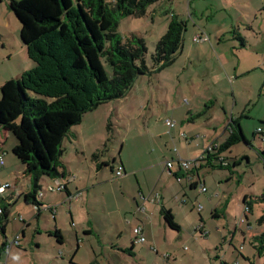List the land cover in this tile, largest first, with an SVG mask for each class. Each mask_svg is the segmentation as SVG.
<instances>
[{"label": "rangeland", "instance_id": "obj_1", "mask_svg": "<svg viewBox=\"0 0 264 264\" xmlns=\"http://www.w3.org/2000/svg\"><path fill=\"white\" fill-rule=\"evenodd\" d=\"M9 1L0 0L2 81L14 77L12 73H18V65L26 69L24 65L27 62L33 63L25 49L20 47V22L9 8ZM171 12L185 21L183 46L175 60L161 70L141 74L125 96L100 104L101 107L95 111L101 115L99 112L110 109L115 103L118 107L112 120L109 123L103 120L94 132L102 131L109 137L104 142L108 152L103 146L93 152L99 153V159L102 157L109 164L97 174L92 166L89 169L77 163L71 165L90 174L87 200L94 228L86 233L81 231L76 238L74 228L67 220L66 203L60 213L67 220L64 242H58L43 229L40 235L36 234L38 227L36 222H32L21 246L13 247L7 255H2L5 264H89L93 260L99 264H264V248L259 253L256 249L261 242L264 244V158L258 153L264 140L259 134L253 136L258 125L263 126L260 120L264 116V0H163L150 6L141 17L120 18L117 31L123 38L131 33L143 38L148 67L152 66L151 54L166 31ZM200 33L208 36L209 40L194 42V37ZM9 44H15L13 46L18 49L11 48ZM8 50L12 52L10 59L6 53ZM103 65L107 75H111L108 63L103 62ZM6 66L9 69L3 68ZM213 70H216V83L210 85L216 93V100L211 104L209 117H202L199 112L210 104L200 103L198 92L194 94V87L187 85V80L191 76L197 80L204 79L205 73ZM211 78L212 73L210 81ZM170 102L179 105L175 109L179 117L187 114L190 105H199L197 112L192 111L198 119L196 124L204 122L202 127L208 128L209 133L214 132L215 136L221 134L224 123L231 116L244 115L239 121L250 145L239 141L223 153L230 161L236 160L234 167L205 166L200 169V182L204 180L205 191L191 190L186 174L180 182L168 172L158 179L162 172L161 162L169 159L168 154L175 155L174 144L154 136L158 132L155 120L157 117L164 119L166 103ZM171 118L177 121L178 126L190 122L184 120L180 123L179 118ZM195 125L187 126L190 129ZM189 133L194 131L189 130ZM227 134L228 129L221 139ZM67 140L63 141L60 159L72 163V145ZM183 144L184 151H188L186 143ZM186 151L184 155L187 156ZM93 154L89 155L92 161ZM191 154L189 151L188 155ZM123 160L136 167L154 164L145 173L147 178L142 182L144 192L148 193L155 182H158L157 190L164 185L169 188L163 192L167 202L182 205L174 210V220L179 224L180 232L158 224L154 219V232L146 231L143 242L134 241L135 204L132 196L138 192V179L143 181L142 172L134 175L126 168V175H131L120 183V178H113L110 165L116 166ZM172 191L179 192L176 198ZM22 202L21 197L18 204L10 207L9 237L23 225L19 217L27 219L25 209L30 205L23 210ZM155 206L160 207V203H155ZM214 209L220 214L217 218L212 216ZM44 216L53 223L50 212L46 211ZM240 218L244 219L243 223ZM199 226H203L201 232L197 229ZM233 228L235 232L231 235Z\"/></svg>", "mask_w": 264, "mask_h": 264}, {"label": "trees", "instance_id": "obj_2", "mask_svg": "<svg viewBox=\"0 0 264 264\" xmlns=\"http://www.w3.org/2000/svg\"><path fill=\"white\" fill-rule=\"evenodd\" d=\"M162 1H9V8L20 22L19 37L33 62V66L18 77L0 85V127L15 137L12 153L32 182L31 189L21 196L23 203L37 207L41 177L66 175V167L60 159L63 140L74 136L72 127L80 123L86 112L125 96L138 76L161 70L175 60L183 46L185 30V21L175 13L171 12L166 31L156 42L151 67L145 61L147 47L143 38L134 33L123 38L117 31L120 18L141 17L150 6ZM103 62L110 66L111 75H107ZM241 117H231L227 136L206 151L208 167H234L236 160L228 161L223 153L239 141L250 145L240 125ZM260 121L264 126V120ZM260 133L264 136V131ZM255 134H258L256 129L253 136ZM258 153L264 158V145ZM98 154H93L94 158ZM7 204L5 200L0 205V229L5 236L0 245V260L13 247L21 246L19 232L11 237L5 234L9 220ZM247 207L250 211V205ZM159 213L167 227L180 231L170 210L161 207ZM198 230L201 232L200 228ZM46 233L62 242L58 229ZM16 235L18 238L14 240ZM9 242L12 243L6 250ZM262 248L261 242L256 246L257 252ZM89 264L99 263L93 260Z\"/></svg>", "mask_w": 264, "mask_h": 264}, {"label": "crops", "instance_id": "obj_3", "mask_svg": "<svg viewBox=\"0 0 264 264\" xmlns=\"http://www.w3.org/2000/svg\"><path fill=\"white\" fill-rule=\"evenodd\" d=\"M200 35H203V34L200 33ZM194 42L199 43V40L197 41L194 39ZM202 42H204V40H202ZM4 44L5 42L3 43V45ZM20 44H21L20 47L25 49V46L23 45L21 40H20ZM13 45L9 44L8 46H10L13 49H18V47H15ZM6 53H7L8 59H10L12 56V52L8 50ZM24 66L26 67V69H29L30 67L33 66V63L31 64V62L29 61L27 62V65H24ZM3 68L9 69V67L7 66ZM26 69H22L20 65H18L17 74H19L20 72H23ZM215 71L216 70H213L210 72L207 71L205 73L206 77H204V79L197 80L191 76L187 80V85L191 84V86L194 87V90H195L194 94L196 95L198 92L201 98L200 103L204 102V103L210 104L206 106L205 110L199 112V115L202 117L206 115L207 117H209V111L212 108L211 104L213 105L214 101L216 100V93H214V90L210 85V84L215 85L216 83V79H214ZM211 73H212V78L210 81L209 75ZM12 74H13L12 76H14L15 78L17 77V74H14V73ZM14 77H11V78H14ZM4 81H2L0 78V85ZM141 104L143 105L144 102L142 101ZM166 106H167V111H166V115L164 119L162 117H157V119L155 120V123L158 126L156 127V130L158 132L156 133V135L154 134V136L162 139L163 142L168 140L169 142L174 144L175 155L172 157L171 154H168L167 156L169 157V159H165L164 161L161 162L162 172L160 173V175H158V179L161 178L163 173L168 172L167 174L169 173L172 174V176L176 179V181L180 182L181 177H184V174H186L187 175L186 178H188V184L190 186V189L191 190L198 189V184H196V181L200 180V169L202 167L207 166L206 165L207 164L206 163V151L208 150L209 146L217 145V141L219 142L222 141L221 138L224 137L228 129L227 124L230 121V119L226 123H224L225 127L222 129L221 134L219 136H215L214 132L209 133L208 128L202 127L203 125L202 123L204 122H200L199 124H196L198 122V119L195 117L196 114L195 115L192 114V111L197 112L199 105H195V106L193 104L190 105L189 107H187V114L180 116V117L175 114V109H177L179 105H176L170 102L168 104L166 103ZM98 107H101V106H98ZM98 107L94 109L93 112H91V114H87L89 111L86 112L83 115V118L80 121V123L73 126L74 130L72 127L74 136L65 138V139H68L67 140L68 143L72 145L73 153L71 155H74L72 156V159H74L72 163H68L62 160V162L64 163L66 167V175L58 176V177H41L38 180L39 187L37 188V194H36V199L38 202L37 207H35V205L22 202V209L23 207H29L28 205H30V208L25 209L26 210L25 213H27V219L21 216L22 220L20 221L22 222L23 225L21 226L18 225L19 231H16L21 234V240L25 239L26 232L30 228V225L32 224V222H36V226L38 227L36 234H39V235L41 234L40 231L42 229L45 232L47 230L58 229L61 236L63 237L61 243L64 242V232H65L64 226L66 225L67 220H69L71 227L74 228L76 238L78 237V234L81 231L86 233V232H90L92 228H94L93 217L89 210L91 206L89 205L88 200H87V194L89 191V183H90V180H89L90 174L89 172L82 171L81 168H74L71 165L77 163V165H79L80 167H83V168L87 167L89 169L92 166L94 168L95 173L97 174L99 171L101 170L103 171V169L105 168L104 166H107L109 164L106 159H102V157L101 159H99V157L94 158L93 155L92 157L94 158L93 159L94 161H92L91 159H89V155L91 156L94 150H98L99 146L100 147L103 146L104 149H107V146L104 143L105 139L107 138V133L104 136L102 131L98 134H94V132L97 130V128L101 126V123L103 120H107V122L109 120L110 121L112 120L113 118L112 115L114 111L118 109V107H117V104L115 103V105H113V107H111L110 109L107 108V110L105 109L103 112H99L101 113V115L97 114L98 112H95L98 109ZM171 116L172 117L175 116L179 118L177 120L180 123H182L184 120L188 122L190 121V122L188 124H180L178 126L177 121L171 118ZM85 117H86V120L84 121L83 119H85ZM167 119H172V121H174V124L170 127L167 126L165 123V120ZM189 124L190 125L196 124L194 126L195 128L190 127L189 129V127L187 126ZM75 126H76V130H75ZM189 130L194 131V133L193 134L189 133ZM184 131L187 132L188 134H186ZM108 140H109V137H108ZM6 142H8V146H6ZM184 142L186 143V149L188 150V151L185 150L187 152V156L184 155L185 151L183 148L185 144L182 145V143ZM15 143H16L15 137L8 130H6L3 127H0V155H2V158H3V164L0 166V181L10 183V186L7 189H5L3 196L0 197V205H2L5 202V200L8 201V204H7L8 218L10 214V207L14 206L15 204H18V200L22 196V194L28 192L32 187V182L30 180L29 175L24 172V166L20 163V161L12 153V147L14 146ZM121 143L123 144V141ZM64 148H66V146ZM189 151L192 152L191 155H188ZM107 152H108V149H107ZM82 158L83 160L88 161V162L86 163L83 162ZM179 159L199 160V166L196 167V170L195 168L194 169L192 168L190 170L185 171L179 168L177 164V161ZM200 159H202V161ZM168 160L172 162L170 169L165 166V162ZM112 161H114V159H112ZM118 165H122L124 172H125L123 175L119 177L115 175V170ZM118 165L116 166L110 165V172L112 173L113 178H120V183H124L126 178L129 177L131 174L137 175L138 171L142 172L143 181L138 179V182H139L138 192L132 196L134 204H135L133 208L134 214H135L133 218V221H134L133 226L140 224L143 227L144 233L146 231H149L150 233H152L154 232L153 221L155 219L156 223L163 224L165 227H167L165 223L163 222L162 216L159 213L160 208L164 207L170 210L173 214V217H175L176 216V212L174 211L175 208L182 207V205L173 204V203L169 204L163 194V192L169 191V188H167V186L164 185L162 187L160 186L161 189L157 190L156 188L158 186V182L154 183L153 187L151 188V190H149L148 193L144 192L142 182L144 183V180L147 178L145 173L154 164L148 163V165H144L142 167H136V166L129 164L127 161L123 160V161H120ZM126 168L131 174L128 173V175H126ZM201 182L204 184V180H201ZM49 186H52L55 189L49 190L48 189ZM166 188H167V191H166ZM155 192H158L159 199L153 201ZM173 193H175L174 198H176V196L179 194L178 191L177 192L172 191L171 194ZM182 202H184V200ZM66 203H68V207L66 206L67 216H68L67 220L64 219L63 216H61L60 214ZM155 203H160V207L156 208ZM140 206H144V210L139 209ZM46 211L51 213L53 223L50 221L48 216L47 217L44 216V213ZM153 211H155V213L157 212V214H155ZM212 213L216 215L215 216L216 218L220 216V214L217 212V209H214ZM43 217L44 219L41 225L40 220ZM199 218H200L199 220L201 221L202 220L201 216ZM7 225H8V222L4 230L6 236H8ZM202 227L203 226H199L198 228H200L201 230ZM230 231H231L230 234L234 235L235 228H233V230H230ZM31 238H34V236L31 235ZM4 239H5V236H3V234L1 233V229H0V245L2 244V241ZM35 244H36V247H39V243L37 241H35Z\"/></svg>", "mask_w": 264, "mask_h": 264}, {"label": "built area", "instance_id": "obj_4", "mask_svg": "<svg viewBox=\"0 0 264 264\" xmlns=\"http://www.w3.org/2000/svg\"><path fill=\"white\" fill-rule=\"evenodd\" d=\"M195 40H206L208 39V36H204V35H199V36H196L194 37ZM264 120V116L262 118ZM165 123L167 126H172L174 124V121H172L171 119H167L165 120ZM257 132L258 134L261 135V138L262 140H264V136L262 133H260L261 131H264V126H260L258 127L257 129ZM211 146L208 147V151L211 150ZM3 164V158H2V155H0V166ZM177 164L179 166V168L187 171V170H190V169H194L196 167L199 166V160H195V159H179L177 161ZM172 165V162L170 160L166 161L165 162V166L167 168L170 169ZM125 172H124V169H123V166L122 165H118L116 170H115V175L117 177L123 175ZM196 184H198V189L199 191H205V186L202 182H200V180L196 181ZM10 186V183L9 182H1L0 181V195H2L4 192H5V189H7L8 187ZM49 190H54L55 188H53L52 186H49L48 187ZM41 195V193H40ZM159 199V194L158 192H155V196L153 198V201L154 200H158ZM36 207V206H35ZM139 209L141 210H144V206H140ZM0 212H1V209H0ZM244 221L243 218H240V222L242 223ZM132 232H133V235H134V241L135 242H143L145 240V236H144V232H143V227L142 225L140 224H137L135 225L133 228H132ZM18 236H14V240L17 239ZM12 242H9L7 243V245L5 246V249L7 250L9 248V246L11 245ZM0 264H5V261H3L2 259L0 260Z\"/></svg>", "mask_w": 264, "mask_h": 264}]
</instances>
